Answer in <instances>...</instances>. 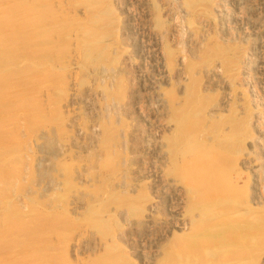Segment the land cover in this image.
Instances as JSON below:
<instances>
[{"label": "rangeland", "instance_id": "1", "mask_svg": "<svg viewBox=\"0 0 264 264\" xmlns=\"http://www.w3.org/2000/svg\"><path fill=\"white\" fill-rule=\"evenodd\" d=\"M36 1L0 4V264H162L222 205L264 264V0Z\"/></svg>", "mask_w": 264, "mask_h": 264}, {"label": "bare ground", "instance_id": "2", "mask_svg": "<svg viewBox=\"0 0 264 264\" xmlns=\"http://www.w3.org/2000/svg\"><path fill=\"white\" fill-rule=\"evenodd\" d=\"M3 2H4V0H1L0 4H2ZM26 2H28L29 6H32L37 1L36 0H26ZM94 2H96V0H94ZM184 2H185V0H184ZM190 3L192 4V2H190ZM21 20H23V23H21V25L27 24V23L33 24V20H30V19H21ZM96 31L97 30H95V29H89V31H87L86 36L88 38V43H86V54H84V55H86L88 57V59H89V57L91 58L92 54H93L92 45H95L96 43L100 42L99 40H96V38L102 36L101 32L96 33ZM12 35H14V34H12ZM9 36H7L6 39H8ZM83 41H84V39H83ZM196 114H197V112H196ZM184 117H186V116H184ZM193 166H194L193 163L188 164L187 168H188V174L189 175H191L192 173H195V172H193L194 170L192 169ZM195 177H198L199 179L201 177L207 178L209 180L212 179L211 185L209 187V188H211L210 190H212V194L210 193L208 195V193H206V191H204V188H201L199 190L200 192H203V193H200L201 195H203L205 197L209 196L210 199L214 196H218L219 194H221L220 196L226 195L232 189L229 184H225L224 186L217 184V182L214 179L216 177V175L212 172H207L206 174H201V175L197 174ZM191 196L194 197V195L190 194V198L193 199V197H191ZM203 196H201V197H203ZM203 200H205V199H203ZM228 205H230V204H228ZM192 206H194V205H192ZM218 209L219 210L214 209V211L209 210V211H211V213H209L207 210L208 213H202L197 218L193 219L192 221L190 220V222H192V226H193V233H194V231L195 232L202 231L204 233V235H202V236H204L207 245L213 246L212 248H210L211 246H209V247L204 246L203 248L204 249L206 248V249L201 251V253H199L196 249L194 251L192 250L194 248H193V245H191L189 241L183 243V242L178 240L179 241L178 244L177 243H174L173 245L171 244L172 246H171L168 254L165 257L166 259L164 258L161 263L162 264H204V263H200V259H199L200 255H202V257H203L206 255L209 256V254H211L210 256L212 257V254H214V253L217 254L220 252L222 254V256H220V259H218L220 261L217 260L216 263H210L208 261V263H205V264H247V259H243V256L245 255V251H241V249L242 248L244 249L246 247L244 245L248 239H246V241L245 240L241 241L240 244H238V245L237 244L235 245V241H236L237 236L242 238V239L246 238L245 236H247V232H250L251 221L253 220V218H254L253 216H255V215L252 214L251 208H246V209L241 208L240 210H238V209L231 208L229 206L223 207V205H222V208H218ZM203 211H205V210H203ZM195 215L197 216V214H195ZM257 222H259V221H257ZM33 231H35V230L30 225H27L24 227H17L16 225H11L7 228L6 231L0 230V233H1V235H0V248L2 249V248L14 246L18 242H20L21 239H26L23 235L19 236L20 232H25L26 237H27V233H32ZM179 232H180V230H179ZM18 236L20 238H18ZM255 237H256V235H255ZM200 239L202 240V238H200ZM237 239H239V238H237ZM181 240L186 241V238H184V239L182 238ZM191 242H193V241H191ZM240 245H241V247H240ZM46 253H50V252L47 251ZM43 264H52V259L49 256H48V258L45 257L43 260ZM98 264H119V262H117V260L115 258L105 257V258H102L98 262Z\"/></svg>", "mask_w": 264, "mask_h": 264}]
</instances>
